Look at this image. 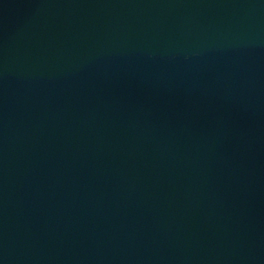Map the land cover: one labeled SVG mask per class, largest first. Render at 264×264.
I'll use <instances>...</instances> for the list:
<instances>
[{"label":"water","instance_id":"obj_1","mask_svg":"<svg viewBox=\"0 0 264 264\" xmlns=\"http://www.w3.org/2000/svg\"><path fill=\"white\" fill-rule=\"evenodd\" d=\"M0 264H264V0H0Z\"/></svg>","mask_w":264,"mask_h":264}]
</instances>
